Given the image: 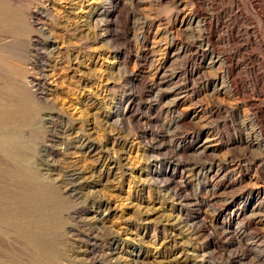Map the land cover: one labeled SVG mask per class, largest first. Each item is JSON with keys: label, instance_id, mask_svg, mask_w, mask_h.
Returning a JSON list of instances; mask_svg holds the SVG:
<instances>
[{"label": "rangeland", "instance_id": "obj_1", "mask_svg": "<svg viewBox=\"0 0 264 264\" xmlns=\"http://www.w3.org/2000/svg\"><path fill=\"white\" fill-rule=\"evenodd\" d=\"M0 4L17 15L0 24V56L27 73L17 83L0 69V95L15 81L41 111L35 128L9 129L35 143L33 198L53 202L9 182L0 155V215L18 188L15 215L55 217L43 239L56 264H264V0ZM6 236L1 226L0 263L7 249L28 258Z\"/></svg>", "mask_w": 264, "mask_h": 264}, {"label": "bare ground", "instance_id": "obj_2", "mask_svg": "<svg viewBox=\"0 0 264 264\" xmlns=\"http://www.w3.org/2000/svg\"><path fill=\"white\" fill-rule=\"evenodd\" d=\"M72 1V0H71ZM83 1V0H82ZM78 2V1H77ZM44 3V2H43ZM8 4V3H7ZM80 5V4H79ZM92 5V4H91ZM3 6H5V5H3ZM74 6V5H73ZM101 6V5H100ZM0 7H2L1 6V4H0ZM79 7V6H78ZM7 8H1L0 9V24H3V25H1L2 27L5 25V16L6 17H8L9 16V18H12L13 17V15L15 14V13H13V11L11 10V12L13 13L12 14V17H10V11L8 12V16L5 14V10H6ZM49 9V8H48ZM102 9H103V7H102ZM8 10H10L9 8H8ZM7 10V11H8ZM36 10H38V9H36ZM84 10V9H83ZM94 10V9H93ZM6 11V12H7ZM17 11V10H16ZM89 11V10H88ZM101 11V10H100ZM109 11V10H108ZM102 12V11H101ZM36 13H37V11H36ZM39 13V12H38ZM43 13V12H42ZM64 13V12H63ZM100 13V12H99ZM87 14V13H86ZM97 14V13H96ZM43 15V14H42ZM41 15V16H42ZM91 15V14H90ZM93 15H94V13H93ZM15 16H17V15H14V17ZM18 16H19V14H18ZM39 16V15H38ZM99 16V15H98ZM40 17V16H39ZM82 17V16H81ZM93 17V16H92ZM80 18V17H79ZM84 18H85V15H84ZM84 18H82V19H84ZM90 18V17H89ZM95 18V17H94ZM96 18H98L97 16H96ZM40 19V18H39ZM38 19V20H39ZM86 19V18H85ZM84 19V20H85ZM88 19V18H87ZM99 19V18H98ZM97 19V20H98ZM8 20V19H7ZM10 20V19H9ZM14 20H16V18H14ZM22 20V19H21ZM84 20H83V24H85L84 23ZM89 20V19H88ZM17 21V23L16 24H18V20H16ZM75 21V20H74ZM79 21V20H78ZM90 21V20H89ZM88 21V22H89ZM93 21H95V20H93ZM92 21V22H93ZM11 22V21H10ZM10 22H7V23H9L10 24ZM33 22V21H32ZM41 22V21H40ZM80 22H81V18H80ZM91 22V23H92ZM7 23H6V25H7ZM14 23H15V21H14ZM48 23V22H47ZM91 23H86V25L88 24V25H90ZM9 24H8V26H9ZM12 25H13V23H11ZM15 24V25H16ZM37 24V23H36ZM74 24V23H73ZM94 24V23H93ZM92 24V25H93ZM191 24V23H190ZM198 24V23H197ZM12 25H10V26H12ZM20 25V24H19ZM80 25V24H79ZM78 25V26H79ZM95 25H96V23H95ZM94 25V26H95ZM21 26V25H20ZM19 26V27H20ZM94 26H92V27H94ZM1 27V28H2ZM14 27V26H13ZM13 27H12V29H13ZM16 27V26H15ZM36 27V26H35ZM77 26H75V28H76ZM81 27V26H80ZM86 27V26H85ZM96 27V26H95ZM98 27V26H97ZM74 28V30H76ZM83 28V27H82ZM89 28V27H88ZM4 29V28H3ZM9 29L10 28H8L7 29V27H6V30H4V32L3 33H5V31H9ZM20 29H21V27H20ZM69 29V28H68ZM84 29V28H83ZM92 29V28H91ZM97 29V28H96ZM96 29L94 30V31H96ZM100 29V28H99ZM15 30V29H14ZM25 30V29H24ZM70 31H71V29H69ZM77 30H79V29H77ZM76 30V31H77ZM89 29H87V31H88ZM101 30V29H100ZM0 31H1V29H0ZM3 31V30H2ZM13 31V30H12ZM11 31V32H12ZM19 30L17 29V31H14V33L16 32H18ZM45 31V30H44ZM44 31H43V33H44ZM75 31V33L77 34V33H79V32H76ZM102 31V30H101ZM10 32V31H9ZM20 32H22L21 30H20ZM46 32V31H45ZM69 32V31H68ZM74 32V31H73ZM86 32V31H85ZM91 32V31H90ZM99 32V31H98ZM103 32V31H102ZM23 33V32H22ZM48 33V32H47ZM46 33V34H47ZM49 33H50V31H49ZM53 33V32H52ZM88 33H89V31H88ZM92 34H93V31L91 32ZM18 34V33H17ZM21 34V33H20ZM45 34V33H44ZM76 34H74V35H76ZM84 34H86V33H84ZM84 34H82V37H83V35ZM99 34V33H98ZM98 34L97 33H95V35H97L98 36ZM102 34V33H101ZM49 35V34H48ZM54 35V34H53ZM72 35V34H71ZM79 35V34H78ZM88 35V34H87ZM100 35V34H99ZM86 36V35H85ZM94 36V35H93ZM101 36V35H100ZM99 36V37H100ZM103 36V35H102ZM45 37V36H44ZM53 37V36H52ZM55 37V36H54ZM53 37V38H54ZM78 37H80V36H76V38H78ZM94 37H96V36H94ZM38 38V37H37ZM56 38V37H55ZM55 38L53 39V40H55ZM98 38V37H97ZM50 39H51V37H50ZM83 40V39H82ZM56 41H57V39H56ZM81 41V40H80ZM35 42V41H34ZM79 42V41H78ZM85 42V41H84ZM47 43V42H46ZM52 43V42H51ZM81 43H83V41L81 42ZM80 43V44H81ZM36 44H38V43H36ZM42 44V43H41ZM54 44V43H53ZM46 46V45H45ZM42 47V46H41ZM63 47V46H62ZM36 48V47H35ZM44 48H46V47H44ZM49 49V48H48ZM60 49V48H59ZM38 50V49H37ZM47 50V49H46ZM61 50V49H60ZM50 51V50H49ZM35 52V51H34ZM46 52V51H45ZM52 52V51H51ZM54 53H55V51H53ZM59 52V51H58ZM64 52H66V51H64ZM79 52V51H78ZM54 53H52V54H54ZM61 54H62V52H60ZM2 54V53H1ZM41 54V53H40ZM48 54V53H47ZM57 54H59V53H57ZM56 55V54H55ZM6 56L7 55H5V58H2L1 56H0V69L1 70H4V71H6L8 74H9V76L11 75V76H13L16 80V82L18 81V80H20V79H22V78H24V77H26V74H25V71H24V69L22 68V67H24L25 68V66H17V65H15L14 63L15 62H18V61H16L15 60V62L14 63H12L11 61H9V60H7L6 59ZM50 56V55H49ZM53 56V55H52ZM59 56V58H60V55H58ZM67 56V55H66ZM45 57V56H44ZM63 57V56H62ZM90 57V56H89ZM13 58H15V57H13ZM27 58V57H26ZM11 59V58H10ZM22 59V58H21ZM42 59V58H41ZM49 59V58H48ZM54 59V58H53ZM52 59V60H53ZM58 59V58H57ZM33 60V59H32ZM31 60V61H32ZM51 60V59H50ZM14 61V60H13ZM23 61V60H22ZM26 61V60H25ZM27 61H28V58H27ZM37 61V60H36ZM44 61V60H43ZM55 61V60H54ZM57 61V60H56ZM55 61V62H56ZM29 62V61H28ZM27 62V63H28ZM48 62V61H47ZM60 62V61H59ZM22 63V62H21ZM24 63V62H23ZM34 63V62H33ZM54 63V62H53ZM31 64V63H30ZM36 64V63H35ZM34 64V65H35ZM46 64V63H45ZM51 64V63H50ZM27 65H29V63L27 64ZM29 66H31V65H29ZM53 66H54V64H53ZM56 66V65H55ZM52 67V66H51ZM27 68H28V66H27ZM35 68V67H34ZM49 68V67H48ZM32 69V68H31ZM55 69V68H54ZM0 70V71H1ZM30 70V69H29ZM36 70V69H35ZM38 70V69H37ZM32 71V70H31ZM5 72V73H6ZM30 72V71H29ZM3 73V72H2ZM35 73V72H34ZM7 74V75H8ZM1 75V74H0ZM6 75V76H7ZM2 76V75H1ZM32 76V75H31ZM36 76V75H35ZM48 76H50V75H48ZM12 77V78H13ZM4 78V77H3ZM30 78V77H29ZM45 78H47V73H46V76H45ZM6 80H7V77L5 78ZM38 79H40V78H38ZM49 79V78H48ZM1 80V79H0ZM6 80H5V82H6ZM14 80V79H13ZM26 80V79H25ZM28 80V79H27ZM45 80H47V79H45ZM11 82H12V80H10ZM14 81V83L16 84V82ZM33 81L35 82V83H37L39 80H37L36 78H33ZM4 82V83H5ZM31 82V81H30ZM49 82H50V80H49ZM1 83V82H0ZM3 83V82H2ZM13 83V82H12ZM12 83H10V84H12ZM18 83V82H17ZM25 83V82H24ZM45 83H46V81H45ZM5 84H7V82L5 83ZM15 84H13L14 85V87H11L10 88V85H9V88H6L5 89V99H0V155L3 157V159L4 160H2L3 162L4 161H6V164H7V166H5V168L6 169H4V171L2 172L6 177L5 178H9L10 180H8L9 182L12 180V182L13 181H18V182H20V180L22 181H26V183H27V187H26V189L27 188H29L28 190H31L30 192H28V191H26V192H28V193H30V197L32 198V200H35V199H37L38 200V198H39V195H38V198H33V197H36L37 196V193L39 192V187L41 186H39V183H41L42 181L40 180V179H42L43 177L41 176V173H39L36 169H38V168H36L35 169V165H34V163H33V155H34V152L36 153V151L34 150V148L36 147H34L32 144H35L34 142L33 143H31V140H29L30 142H27V143H30V144H26V142H24V141H22L23 139L22 138H20L21 136H19V135H17L16 133H15V129H14V132H13V130H11L10 131V129L11 128H15V127H19L20 126V129H21V127L23 128V126H25V128H28V127H26V126H30V130H31V127H34L36 124L35 123H37V120L38 119H41V111H39L38 110V108H36V107H34L33 106V104L31 103V101H29L30 100V98H29V96H27V98H29V99H26L24 96H23V94H24V89L26 88V87H24L25 85H23V91H22V87H21V84H19V85H17L16 84V86L18 87V86H20V88H17L16 86H15ZM22 84H23V82H22ZM28 84V83H27ZM37 84H39V83H37ZM36 84V85H37ZM42 84H43V82H42ZM51 84V83H50ZM12 85V86H13ZM28 85H30V84H28ZM32 85H35V84H33L32 83ZM5 86V85H4ZM31 86V85H30ZM30 86H28V87H30ZM42 86V85H41ZM47 86V85H46ZM3 88H5V87H3ZM42 88V87H41ZM1 89V88H0ZM19 89H21V90H19ZM27 89V88H26ZM29 89V88H28ZM31 89V88H30ZM29 89V90H30ZM33 89V88H32ZM36 89V88H35ZM50 90V89H49ZM23 92V94H22V92ZM33 91V90H32ZM35 91V90H34ZM46 91V90H45ZM49 92V91H48ZM2 93V94H3ZM26 93V92H25ZM44 93V92H43ZM1 94V95H2ZM3 94V95H4ZM30 94V93H29ZM48 94V93H47ZM49 94H51V93H49ZM0 95V96H1ZM27 95H28V93H27ZM46 95V94H45ZM3 97V96H2ZM39 97V96H38ZM43 97V96H42ZM52 97H53V95H52ZM50 98V97H49ZM54 98V97H53ZM32 100V99H31ZM57 100V99H56ZM87 100V99H86ZM94 100V99H93ZM38 101V100H37ZM36 101V102H37ZM84 101V100H83ZM39 102H40V99H39ZM41 103V102H40ZM36 104V103H35ZM34 104V105H35ZM45 103H43L42 102V105L41 106H43ZM53 105V104H52ZM88 105V104H87ZM55 107V106H54ZM40 108V107H39ZM45 107H43V109H44ZM128 108V107H127ZM41 110H43L42 108H40ZM53 109V108H52ZM58 109V108H57ZM46 110L44 109V112H45ZM48 111H50V110H48ZM53 111V110H52ZM51 111V112H52ZM43 111H42V114L44 113ZM53 113V112H52ZM58 113V112H57ZM111 113V112H110ZM109 113V114H110ZM108 114V113H107ZM54 115V114H53ZM57 115V114H56ZM55 115V116H56ZM112 115V114H111ZM58 116V115H57ZM40 117V118H39ZM43 119H44V117H42ZM55 118V117H54ZM107 121V120H106ZM43 122V121H42ZM16 126H15V125ZM35 124V125H34ZM54 124V123H53ZM11 125H14L15 127H13V126H11ZM17 125H19V126H17ZM21 125H23V126H21ZM43 125V123L40 125V126H42ZM114 125V124H113ZM11 126V127H10ZM37 126V125H36ZM46 127H48L49 128V126H46ZM45 127V128H46ZM10 128V129H9ZM35 128V127H34ZM33 128V129H34ZM18 129V128H17ZM5 130L7 131V132H5ZM39 130V129H38ZM20 131V130H19ZM33 131V130H32ZM35 131V130H34ZM40 131V130H39ZM90 132V131H89ZM32 133V132H31ZM34 133V132H33ZM31 134L32 135V137H33V135L34 134ZM35 133H38V132H35ZM67 136V135H66ZM31 137V138H32ZM36 137V136H35ZM82 138V137H81ZM64 139V138H63ZM91 139V138H90ZM89 140V139H88ZM80 141V140H79ZM78 141V142H79ZM90 141V140H89ZM87 142V141H86ZM91 142V141H90ZM204 142V141H203ZM84 143V142H83ZM82 144V143H81ZM74 145V144H73ZM77 145H80V144H77ZM94 145V144H93ZM81 146V145H80ZM83 146V145H82ZM112 146V145H111ZM71 147V146H70ZM76 147H78V146H76ZM93 146L92 145H90V146H87V144L85 143V145H84V149L86 148L87 150H88V152H92V151H94V148H92ZM204 147V146H203ZM206 147V146H205ZM204 147V148H205ZM78 148H80V147H78ZM77 150V149H76ZM83 150V149H82ZM121 152V151H120ZM86 153V152H85ZM97 153V152H96ZM94 154V153H93ZM92 156V155H91ZM1 157V158H2ZM89 158H91V157H89ZM88 159V158H87ZM99 161V160H98ZM34 165V166H33ZM2 166H3V164H2ZM1 167V166H0ZM3 168V167H2ZM77 169V168H76ZM1 170V169H0ZM98 170V169H97ZM102 170V169H101ZM175 170V169H174ZM72 171V170H71ZM90 171V170H89ZM173 171V170H172ZM75 172V171H74ZM93 172V171H92ZM1 174V173H0ZM77 175V174H76ZM82 175V174H81ZM172 175V174H171ZM68 176V175H67ZM66 176V177H67ZM71 176V175H70ZM74 176V175H73ZM78 178V177H77ZM69 179V178H68ZM74 179V178H73ZM93 179V178H92ZM5 180H7V179H5ZM39 180H40V182H39ZM77 180V179H76ZM108 180V179H107ZM64 181H66V180H64ZM70 181H72V180H70ZM70 181H67V183H73V182H70ZM75 181V180H74ZM2 182V181H1ZM6 182V181H5ZM49 182V181H48ZM165 182V181H164ZM8 183V182H7ZM21 183V182H20ZM20 183L18 184L19 186H21L20 185ZM23 183V182H22ZM21 183V184H22ZM63 183V182H62ZM9 184V183H8ZM16 183H14V185H15ZM45 184V183H44ZM44 184H42V186H45ZM46 184H47V182H46ZM49 185H50V183H48ZM52 184V183H51ZM93 184V183H92ZM11 185V184H10ZM25 185V184H24ZM48 185V186H49ZM54 185V184H53ZM52 185V187H54V186H56V185H54L53 186ZM65 185H68V184H65ZM84 185V184H83ZM23 186V185H22ZM21 186V187H22ZM39 186V187H38ZM51 186V185H50ZM49 186V189L51 188V190H53V188L52 187H50ZM64 186V185H63ZM62 186V187H63ZM85 186V185H84ZM14 187V186H13ZM46 187H47V185H46ZM60 187V188H59ZM59 187H57V189L59 190V189H61V185L59 184ZM10 188V187H9ZM20 188V187H19ZM11 189H13V188H11ZM10 189V190H11ZM15 189V188H14ZM13 189V190H14ZM17 190H15L16 191V194L15 193H13V192H11V193H13V196L11 195V194H9L10 193V191H8L7 192V195L8 196H12L11 198L13 199V202H14V200L15 199H17V198H15L16 196H14V195H17V191H18V188H16ZM24 189V191H25V187L24 188H22V190ZM56 189V188H55ZM78 189H79V187H78ZM2 190V189H1ZM12 190V191H13ZM20 190H21V188H20ZM43 190H45L46 192H47V194L48 193H50V192H52L51 190H48V188L47 189H45L44 187H43ZM57 190V191H58ZM69 190V189H68ZM54 191L55 190H53V192L52 193H54ZM73 191V190H72ZM44 192V191H43ZM41 190H40V192H39V194L40 193H43ZM45 192V193H46ZM56 192V191H55ZM60 192H61V190H60ZM67 192V191H66ZM24 193V192H23ZM52 193H50V194H52ZM63 193V192H62ZM62 193H60V195L62 194ZM25 194V193H24ZM22 194V191H21V195H22V197H24L25 196V198L24 199H26V195H27V198L29 197L28 196V194ZM47 194H45L46 196L45 197H47ZM55 194V193H54ZM57 194H59L58 192H56V196H58ZM20 194H19V196H21ZM42 195H44V194H42ZM42 195H40V198H41V196ZM69 196V195H68ZM17 197H18V195H17ZM44 197V196H43ZM48 197H50L51 198V196H48ZM55 197V196H54ZM53 197V198H54ZM59 197V196H58ZM65 197H67V196H65ZM65 197H64V199H65ZM7 198V201H9L11 198L10 197H6V194H5V199ZM15 198V199H14ZM19 198H21V197H19ZM18 198V199H19ZM39 198V199H40ZM60 198V197H59ZM61 198H63L62 196H61ZM9 199V200H8ZM45 199V198H44ZM49 199V198H48ZM110 199V198H109ZM31 201V199L30 198H28V200H26L25 202L27 203L28 201ZM37 200H35L36 202H38ZM43 199L41 198V203L43 202L42 201ZM47 200V199H46ZM59 200H62V199H59ZM58 200V201H59ZM77 200V199H76ZM75 200V201H76ZM103 200V199H102ZM11 202L10 203H12V204H14L13 202H12V200H10ZM35 201H33L34 203H36ZM48 202H49V200H47ZM47 201H45L46 203H47ZM51 201V200H50ZM64 200H62V202H63ZM65 201H69V200H65ZM101 201V200H100ZM18 202V201H17ZM20 202H24V200L23 201H21V199H20ZM32 202V203H33ZM45 202H43V203H45ZM56 202L57 201H55V204L53 205V207L54 206H56ZM72 202H74V201H72ZM10 203H8V202H6V200H5V206L3 205V208H5V216H3V215H0V227L1 226H4L5 227V236L6 235H8V237L10 238V237H13V239H16L17 238V240L22 244V246L21 247H24V249H25V251H26V255H28V258H24V257H22V255L21 254H17L16 252H13V251H15V250H13V251H10V250H5V264H56V262H55V256H56V254H55V252H54V250L53 249H55V248H57L58 246H56L55 248L53 247L52 248V244L50 243L49 245H47V243H45V241H47V240H45L44 241V239H43V237L44 236H46L47 235V231H51L52 230V228H53V225L54 226H56L55 224L56 223H52V221L54 220L55 221V217L53 218V220L51 221V220H49V221H42V219L41 220H39V218H36L35 219V214H34V216H32L33 218H31V217H29L30 215H32L35 211H37V208H36V210H35V207H32V208H34L33 209V212H32V214L29 212L28 214H30V215H27V216H18V215H15L14 213H15V210L14 211H11L10 210V208H12V210H13V207H10ZM22 203H19V206H18V203L17 204H15V205H17L16 206V208H14V209H17L18 207H20V206H22V205H20V204H22ZM32 203H30L29 202V205H31ZM39 203V202H38ZM50 203L51 204H53V202L51 201V202H49V204L48 205H50ZM62 204L61 202H58L57 204ZM69 203H71V202H69ZM11 204V205H12ZM25 203H23V205H24ZM65 204V203H64ZM256 204V203H255ZM42 205H44V206H46L45 204H42ZM34 206H35V204H34ZM41 205H39L38 204V209H39V207H40ZM51 206V205H50ZM76 206V205H75ZM26 207V205H24L23 206V208H25ZM37 207V206H36ZM42 207L43 206H41V210H42ZM47 207H49V206H47ZM52 207V208H53ZM69 207V206H68ZM20 208H22V207H20ZM20 208H18V209H20ZM30 210H32L31 208H30V206L28 207ZM52 208H47L46 210H47V212L49 211V212H52ZM74 208H76V207H74ZM17 209V211H19ZM26 209V208H25ZM29 209H26V210H29ZM45 209V208H44ZM53 209H55V208H53ZM71 209V208H70ZM70 209H68V210H70ZM35 210V211H34ZM45 210V211H46ZM181 210V209H180ZM21 211V210H20ZM19 211V212H20ZM22 211H23V209H22ZM21 211V212H22ZM39 211V210H38ZM44 211V210H43ZM42 211V212H43ZM14 212V213H13ZM28 212V211H27ZM26 212V213H27ZM40 212V211H39ZM38 212V213H39ZM69 212H71V211H69ZM2 213H3V211H2ZM18 213V212H17ZM24 213V212H23ZM35 213H37V212H35ZM41 213V212H40ZM39 213V214H40ZM1 214V213H0ZM19 214V213H18ZM22 214V213H21ZM38 214V215H39ZM43 214V213H42ZM42 214H40V216L42 215ZM263 214V213H262ZM23 215V214H22ZM38 215H36V217L38 216ZM44 216L46 215V214H43ZM49 214H47V217H49L48 216ZM238 217V216H237ZM41 218H43V217H41ZM58 218V217H57ZM57 218H56V220H57ZM49 219H52V217L51 218H49ZM44 220V219H43ZM61 220H62V218H61ZM53 221V222H54ZM57 222L58 223H60V224H58L57 223V228H58V226H60L61 227V225H64V221L62 222L63 224H61V222H60V220H57ZM84 223V222H83ZM240 223V222H239ZM56 228L57 229V231L58 232H56V230H54L56 233H58L57 235H61V233L59 234V229H61V228ZM55 229V228H54ZM62 229H63V226H62ZM64 230V229H63ZM53 231V230H52ZM51 231V232H52ZM62 231V230H61ZM60 231V232H61ZM50 235H54L55 233L53 232V234H51V233H49ZM56 235V234H55ZM55 235L53 236L54 238H56L55 237ZM7 236H6V238H8ZM47 237H48V235H47ZM12 239V238H11ZM53 239V238H52ZM51 239V240H52ZM9 240V239H8ZM54 240V239H53ZM51 242V241H50ZM54 242V241H53ZM56 245H58V244H56ZM18 246V245H17ZM55 246V245H54ZM59 249H60V247H59ZM61 250V249H60ZM56 252H58V251H56ZM61 252V251H60ZM23 256H24V254H23ZM61 256V255H60ZM59 256V257H60ZM57 257V256H56ZM62 258V257H61ZM61 258H59V259H61ZM56 261H57V258H56ZM1 264V263H0ZM59 264V263H58Z\"/></svg>", "mask_w": 264, "mask_h": 264}]
</instances>
